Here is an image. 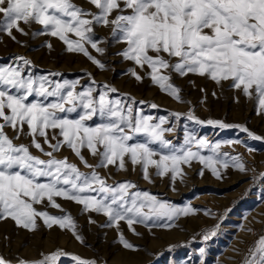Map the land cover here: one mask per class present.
Masks as SVG:
<instances>
[{
	"label": "snow or ice",
	"instance_id": "6c2138e0",
	"mask_svg": "<svg viewBox=\"0 0 264 264\" xmlns=\"http://www.w3.org/2000/svg\"><path fill=\"white\" fill-rule=\"evenodd\" d=\"M87 2L98 9V13L85 12L71 0H0V14L4 17L0 21V31L15 39L13 29L25 34L20 22L38 23L43 25L42 34L58 37L67 45V51L82 53L92 64L103 69L104 65L89 54L85 45H90L102 55L103 50L89 34L93 32L94 23L112 24L115 26L113 34L119 33L122 42L127 44V49L120 55L141 68L147 65L151 69L150 79L174 99L179 101L180 90L169 82L168 76L160 74L162 69L171 67L181 76L188 73L207 75L217 84L231 79L232 87H242L246 96L250 95L254 86L259 107L264 110V0ZM114 11L120 14L109 20ZM126 11L129 14H123ZM88 16L92 18H86ZM69 33L78 39H69ZM149 52L156 53L155 57ZM162 53L178 58L177 63L170 64ZM27 65L29 62L23 60L16 66H0V119L3 120L0 123V219L11 218L17 226L34 230L35 218L39 217L49 227L59 225L61 229H71L74 237L80 240L70 216L52 217L46 212H37L33 205L47 198L52 207L58 208L53 198L62 197L82 204L86 210L103 213L117 226L120 221H125L129 227L155 220L172 221L179 215L196 212L190 206L177 208L160 202L147 192L130 193L129 189L135 185L129 183L109 187L95 171L84 175L66 159L52 158L53 153L67 145L85 166L91 167L81 156V149L86 147L93 156L99 155L98 167L117 165L121 170L127 155L133 165L143 161L145 179H148L147 167L150 164L155 165L158 175L171 172L175 180L181 174L180 165L199 160L219 179L220 174L214 165L218 162L215 157L220 155L217 151L220 144L209 146L206 140H196L195 136L189 135L185 143H194L197 151H192L191 147L173 148L171 154L160 155L157 162L151 158L158 153L149 145L159 143L164 148L169 147V142L163 138L166 131L162 127L164 120L153 124L151 117H134L132 108L125 107L120 100H111L108 91L101 93L97 99L92 87L76 92L75 83H56L47 76H25L23 71ZM132 75L141 80L135 72ZM33 96L45 100L54 97L56 101L45 104L37 99L29 102V97ZM5 109L10 111V115L5 114ZM78 109L81 110L78 119L68 118V114ZM97 115L106 122L95 127L85 123ZM189 119L196 120L192 115ZM196 123L200 121L196 120ZM207 123L219 128L228 127L211 120ZM25 124L36 149L43 152L41 144L36 141L37 136L43 137L52 149L44 153L50 157L49 160L34 157L27 147L14 145L4 132L5 127L21 132ZM47 129H59L62 141L51 144ZM240 131L248 132V129L240 128ZM248 134L252 139H261L250 132ZM138 135L145 136V142L129 143ZM204 148H210L213 155H201L200 149ZM231 159L235 161L234 167L245 171L239 157ZM223 167H228V164L224 163ZM40 178H46L48 182H40ZM93 192L99 195H91ZM121 243L124 248L134 250L133 245L123 237ZM59 255L47 256L41 264H56ZM72 259L77 264H85L76 257ZM0 264H5V261L0 259ZM244 264H264V237L249 249Z\"/></svg>",
	"mask_w": 264,
	"mask_h": 264
},
{
	"label": "rangeland",
	"instance_id": "374dc122",
	"mask_svg": "<svg viewBox=\"0 0 264 264\" xmlns=\"http://www.w3.org/2000/svg\"><path fill=\"white\" fill-rule=\"evenodd\" d=\"M71 3L88 13L99 11L87 0H71ZM118 14L114 11L109 20ZM3 20V14H0V21ZM20 27L25 34L13 29L15 39L0 31V66H16L27 60L29 65L24 66L25 76H47L56 83H75L76 92L92 87L97 99L108 91L111 100H120L125 107H131L134 117H151L153 124L164 120L162 127L166 131L163 138L169 142V147L164 148L159 143L149 145L158 153L151 158L157 162L160 155L171 154L173 148L191 147L192 151H197L194 143H185L189 135L195 136L196 140H206L209 146L220 144L217 150L220 155L215 157L218 162L214 165L220 178L199 160H192L180 165L181 174L175 180L171 172L158 175L157 168L151 164L147 167L148 179H145L143 161L133 165L126 155L122 170L117 165L98 167L99 155L93 156L85 147L81 149V156L91 166L87 167L67 145H63L52 158L66 159L82 174L90 175L95 171L109 187L129 183L135 185L129 189L130 193L147 192L160 202L177 208L190 206L196 212L179 215L172 221L155 220L131 227L120 221L117 226L103 213L86 210L82 204L54 197V203L59 205L57 208L45 198L34 204V209L56 218L70 216L81 239L77 240L71 229L47 226L39 217L35 218L34 230L17 226L11 218L0 219V259L5 264H41L47 256L59 253L56 264H77L72 257L85 264H234L235 261L244 264L249 249L263 237L258 234L256 241L252 242L255 234L264 230V110L259 107L254 86L246 96L242 87H232L231 79L217 84L207 75L188 73L181 76L171 67L162 69L160 74L168 76L169 82L180 90L178 101L154 84L147 65L141 68L120 55L127 49V44L122 42L119 33L113 34L115 26L112 24L94 23L93 32L89 34L103 50L102 55L85 45L89 54L104 65L103 69L92 64L82 53L67 51V45L58 37L42 34L43 25L20 22ZM68 38L78 39L72 33ZM149 55L155 57L156 53L149 52ZM161 55L170 64L178 61L167 54ZM133 72L141 77L140 81L132 75ZM37 99L45 104L56 101L54 97L45 100L33 96L29 97V102ZM80 111L68 114V118L78 119ZM5 114L10 115V111L5 109ZM189 115L200 123L189 119ZM209 120L228 127L210 125ZM102 122L106 121L97 115L85 123L95 127ZM0 123H3L2 119ZM240 128L248 129L261 139H252ZM46 131L51 144L62 141L59 129ZM4 132L14 145L27 147L34 157L44 161L50 159L44 153L52 149L39 136L36 141L41 144L43 152L36 149L26 124L21 132L11 127H5ZM145 140V136L138 135L129 143ZM200 154L213 155L210 148L200 149ZM231 157H239L245 171L234 167L235 161ZM224 163L228 167H223ZM40 182L48 181L40 178ZM91 195L99 194L93 192ZM166 224L169 226L165 227ZM121 237L133 245L134 250L124 248ZM242 251L244 253L238 258Z\"/></svg>",
	"mask_w": 264,
	"mask_h": 264
},
{
	"label": "built area",
	"instance_id": "2783aa9c",
	"mask_svg": "<svg viewBox=\"0 0 264 264\" xmlns=\"http://www.w3.org/2000/svg\"><path fill=\"white\" fill-rule=\"evenodd\" d=\"M258 234H260V235L262 234V236L264 237V230L261 229L260 232L256 233L255 234V237L253 238V241L252 242H255L256 241V238L258 237Z\"/></svg>",
	"mask_w": 264,
	"mask_h": 264
},
{
	"label": "bare ground",
	"instance_id": "6f19581e",
	"mask_svg": "<svg viewBox=\"0 0 264 264\" xmlns=\"http://www.w3.org/2000/svg\"><path fill=\"white\" fill-rule=\"evenodd\" d=\"M244 252L242 251V253L238 254L237 257L239 258L240 256H242ZM234 264H237V261L234 262Z\"/></svg>",
	"mask_w": 264,
	"mask_h": 264
}]
</instances>
